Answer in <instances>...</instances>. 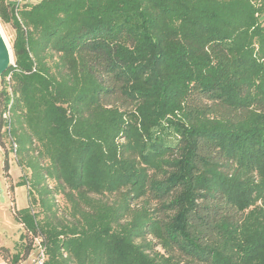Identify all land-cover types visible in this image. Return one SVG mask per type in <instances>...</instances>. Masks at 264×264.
Listing matches in <instances>:
<instances>
[{"label":"trees","instance_id":"16d2710c","mask_svg":"<svg viewBox=\"0 0 264 264\" xmlns=\"http://www.w3.org/2000/svg\"><path fill=\"white\" fill-rule=\"evenodd\" d=\"M0 24V133L35 148L43 214L11 200L2 262L264 264V0H0Z\"/></svg>","mask_w":264,"mask_h":264},{"label":"rangeland","instance_id":"374dc122","mask_svg":"<svg viewBox=\"0 0 264 264\" xmlns=\"http://www.w3.org/2000/svg\"><path fill=\"white\" fill-rule=\"evenodd\" d=\"M30 1V0H29ZM26 4V3H24ZM0 31L11 48V42L14 38V32L9 25L0 24ZM48 61V60H47ZM54 63L55 60H49L47 65L51 67V71L54 73ZM1 88V86H0ZM36 156L35 148L31 147L26 152L17 155L12 151L10 146V139L7 135L3 134V129L0 133V245L9 249L11 253H16L21 247V236L23 233L22 225L14 218L11 212V200L17 210H22L25 208H31L34 213H38V219L43 218L40 208L32 203V198L36 199L37 195L32 194L29 196L28 193L32 192L29 188V184L26 181H30V170L26 167L27 161ZM7 159L8 162V172L7 176L2 174L1 169L3 166L4 160ZM21 163V164H20ZM43 165H46L47 162L43 161ZM25 182V183H24ZM23 183L22 186L16 187L17 184ZM14 186L13 191L8 189V186ZM44 186L48 189L54 188V182L46 180ZM99 198L101 196H95ZM53 207L56 216L59 219H69V205L62 196V194H56L53 197ZM104 200H113L114 196H105ZM141 201H138L134 206H139ZM42 249L37 245V242L34 245V249L31 252L28 260L24 264H35L38 259Z\"/></svg>","mask_w":264,"mask_h":264},{"label":"water","instance_id":"95a60500","mask_svg":"<svg viewBox=\"0 0 264 264\" xmlns=\"http://www.w3.org/2000/svg\"><path fill=\"white\" fill-rule=\"evenodd\" d=\"M13 62L11 48L6 43L0 31V76Z\"/></svg>","mask_w":264,"mask_h":264},{"label":"built area","instance_id":"2783aa9c","mask_svg":"<svg viewBox=\"0 0 264 264\" xmlns=\"http://www.w3.org/2000/svg\"><path fill=\"white\" fill-rule=\"evenodd\" d=\"M38 0H15L16 4L17 5H20V4H24V3H35L37 2ZM11 65H13V62L11 63ZM8 80V78L6 79ZM3 119H5L7 122L9 121V113L6 112L2 115ZM6 130H9V126L7 125L6 127ZM15 145H13V151L15 152ZM43 261H44V255H43V250L40 252V255L38 257V259L36 260L35 264H43Z\"/></svg>","mask_w":264,"mask_h":264},{"label":"crops","instance_id":"0c3cea01","mask_svg":"<svg viewBox=\"0 0 264 264\" xmlns=\"http://www.w3.org/2000/svg\"><path fill=\"white\" fill-rule=\"evenodd\" d=\"M0 264H5V263H4V262H2V260L0 259ZM22 264H24V262H23Z\"/></svg>","mask_w":264,"mask_h":264}]
</instances>
